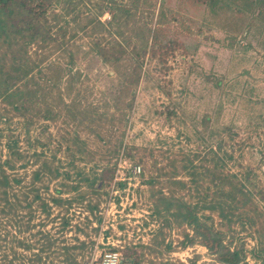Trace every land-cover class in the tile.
Returning <instances> with one entry per match:
<instances>
[{"label": "rangeland", "instance_id": "1", "mask_svg": "<svg viewBox=\"0 0 264 264\" xmlns=\"http://www.w3.org/2000/svg\"><path fill=\"white\" fill-rule=\"evenodd\" d=\"M123 1L131 9L144 10L141 19L116 35L131 36L129 52L141 44L135 35L142 38L141 24L150 27L145 53L130 59V65L143 62L138 79L128 74L130 68L121 64L115 70L101 63L93 51L87 52L95 35L88 36L86 28L85 32L76 28L71 37L74 21L71 13L67 15L63 38L67 41L62 46L73 53V62L67 64L69 52L62 48L49 55L44 50L33 53L30 48V54L36 59L46 57L44 65L55 62L52 70L72 65L60 84L64 101L75 99L81 103L79 107L94 112L90 111V121L63 116L54 122L44 121L41 124L50 123L45 129L40 120L30 129L31 143L20 134L23 128L17 120L21 116L14 117L7 124L9 128L1 124L7 128L4 139L18 133L19 151L26 154L16 165L29 159L25 166L9 172L20 174L22 183L27 184L39 164L31 162L34 150H43L48 159L54 153V163L70 168L69 150H74L70 138L76 130L78 144L82 140L86 143L78 145L82 154L75 152L73 162L77 168L93 169L103 179L99 198H92L99 201L96 214L102 216L100 223L85 203H72L67 214L71 217L68 238L78 236L87 241L86 264H101L105 255L125 264L131 252L140 264H221L190 225L177 223L167 212L157 214L153 207L157 198L152 195L161 185L166 187L167 177L160 173L172 170L168 160L177 159L181 170L177 178L188 180L180 167L183 154L200 152L209 157V148L217 150V144L232 153V158L226 159L225 171L241 175L248 170L250 180L264 190V8L253 0H234L228 6L229 0H218L215 5L209 0ZM95 2L83 0L77 9L94 12ZM247 2L249 5L241 9ZM109 14L106 9L100 18L107 20ZM35 140L40 143L35 144ZM0 147L4 158L5 148ZM198 161L194 158V163ZM137 166L139 171L135 172ZM72 177L74 182V173ZM122 181H126L124 187L118 185ZM57 186L51 181L48 193H54ZM16 188L18 198H25V187ZM179 193L185 194V201L195 203L198 199L187 198L191 192L185 189ZM259 196L253 202L264 209V198ZM61 209L64 207L57 206L55 212ZM36 213L35 221L44 216L39 210ZM212 214L214 225L225 230V242L243 250L249 264H261L251 252L258 244L256 225L237 219L230 225H219L217 214ZM57 224L48 223L44 228L53 231Z\"/></svg>", "mask_w": 264, "mask_h": 264}, {"label": "trees", "instance_id": "2", "mask_svg": "<svg viewBox=\"0 0 264 264\" xmlns=\"http://www.w3.org/2000/svg\"><path fill=\"white\" fill-rule=\"evenodd\" d=\"M75 1L74 3L72 0H0V146L5 148L3 158L0 147V264H86L84 251L87 250V241L78 236H73V240H70L67 236L71 226L68 210L72 203H85L87 209L94 213L97 222L100 223L102 218L100 214H96L99 201H92V198L94 195L99 198L103 179L93 169L87 171L84 168H77L73 162L76 158L75 152H80L77 149L78 145L86 143L82 140L78 144L79 136L76 130L70 138L71 146L74 148L69 150L71 160L68 162L71 169L64 168L61 163H54V153L48 159L43 150L39 152L34 150L30 154L34 158L31 162L39 164L32 170L31 180L27 184L22 183L24 178L19 177L20 174L9 172V169L25 166L29 160L19 166L16 165L17 161L26 158V154L18 148V133L15 136H8L7 140L4 139L3 133L9 128L7 124L18 115L21 117L17 121L23 128L20 134L23 133L29 143H31L30 129L32 126L36 127L40 120L42 122L39 123L44 129L48 128L50 123H41L54 122L62 116L71 120L78 117L80 122L86 119L90 121L92 110L79 107L81 103L75 99L66 103L61 93L62 78L72 69V65L69 67L68 65L73 62V53L69 52L68 48L63 49L62 46L67 41L63 38L67 33V15L70 13V19L74 21V26L70 29L71 37L76 33V28L83 32L86 28L88 36L95 35L90 39L92 46L87 52L93 51L101 63L115 70L121 67V64L125 68H130V71L127 69L128 74L132 75L135 81L138 79L143 62L140 60L130 65V59L134 56H143L140 53H145L148 48L150 27L144 22L141 24L144 27L142 38L134 32L141 44L138 47L132 46L130 52L127 46L133 43L131 36L120 38L117 36L129 29L130 23L132 25L141 19L144 10L131 9L123 0L122 2L96 0L97 6L94 12L89 9L82 11L78 10L77 6L83 0ZM134 1L136 0H132ZM217 1L209 0L212 5ZM252 2L264 8V0ZM230 3H234V0H229L227 6ZM248 5L247 2V5L242 4L240 7L243 9ZM106 9L110 13L109 18L102 20L100 16ZM137 13L140 15H136ZM30 48H33V53L48 51L50 52L48 55L60 48L63 52L67 50L68 65L52 70L51 65L53 66L55 62L48 61L44 65L46 57L43 59L32 57ZM55 90L57 93L54 92ZM1 124H5L7 128L1 127ZM220 133L218 131V135ZM61 139L66 137L62 136ZM34 143L40 142L35 140ZM209 151L211 152L209 157L201 156L200 152L183 154L184 164L180 167L185 169L189 176L188 180L177 178L181 171L175 163L178 160H168L172 170L160 173L167 177L166 187L161 185L153 193L152 197L157 198L153 204L154 211L159 215L167 212L176 218L177 223L186 222L190 225L203 239V243L211 251L210 254H214L221 264H249V262L243 250L231 247L225 242L223 237L225 230H220L214 225L212 213L217 214L219 225H230L236 221L235 219L254 224L258 244L251 252L255 260L264 264V209L253 202V198L257 195L264 198V190L250 180L248 170L241 175L225 171L226 159L232 158V153L222 150L218 144L217 150L210 147ZM111 155L112 152L108 154ZM82 157L79 156L78 159ZM194 158L199 161L194 163ZM208 162L212 164L207 165ZM72 173L75 177L74 182H72ZM51 181H56L58 186L54 193L49 194ZM145 182L150 183V180ZM118 185L124 187L126 181L118 182ZM16 186L25 187V198H18ZM181 189L191 192L187 198H198L197 201L192 203L183 200L182 198L186 196L179 193ZM63 194L68 195L63 196ZM28 195L29 198H26ZM57 206L64 207V210L55 212ZM38 210L44 216L35 221ZM55 221H58L56 230L44 228L48 223ZM88 222L91 223V220ZM73 227L77 231H82L79 226L73 225ZM98 228L99 225L93 227L95 231ZM126 259L125 264H140L136 260V254L132 252Z\"/></svg>", "mask_w": 264, "mask_h": 264}, {"label": "built area", "instance_id": "3", "mask_svg": "<svg viewBox=\"0 0 264 264\" xmlns=\"http://www.w3.org/2000/svg\"><path fill=\"white\" fill-rule=\"evenodd\" d=\"M135 168H136V170H135ZM134 171L135 172L139 171V167L138 166L134 167ZM105 257H103L104 261L102 259L103 263H101V264H118V261L114 258L113 255H105Z\"/></svg>", "mask_w": 264, "mask_h": 264}]
</instances>
